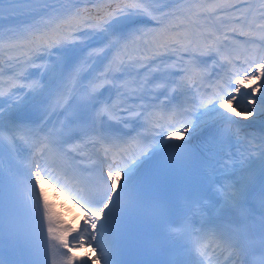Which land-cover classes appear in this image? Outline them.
Returning <instances> with one entry per match:
<instances>
[{"label":"snow or ice","instance_id":"6c2138e0","mask_svg":"<svg viewBox=\"0 0 264 264\" xmlns=\"http://www.w3.org/2000/svg\"><path fill=\"white\" fill-rule=\"evenodd\" d=\"M0 264H264V0H0Z\"/></svg>","mask_w":264,"mask_h":264},{"label":"bare ground","instance_id":"6f19581e","mask_svg":"<svg viewBox=\"0 0 264 264\" xmlns=\"http://www.w3.org/2000/svg\"><path fill=\"white\" fill-rule=\"evenodd\" d=\"M8 27V21H7V17H5V28Z\"/></svg>","mask_w":264,"mask_h":264},{"label":"rangeland","instance_id":"374dc122","mask_svg":"<svg viewBox=\"0 0 264 264\" xmlns=\"http://www.w3.org/2000/svg\"><path fill=\"white\" fill-rule=\"evenodd\" d=\"M148 26H150V25H148ZM33 71L36 72L37 70L34 69ZM37 74H38V72H37Z\"/></svg>","mask_w":264,"mask_h":264}]
</instances>
